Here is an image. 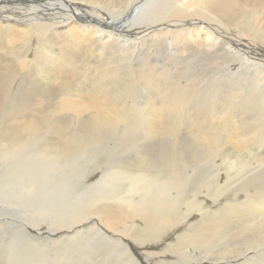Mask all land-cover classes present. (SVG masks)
<instances>
[{
  "label": "bare ground",
  "instance_id": "obj_1",
  "mask_svg": "<svg viewBox=\"0 0 264 264\" xmlns=\"http://www.w3.org/2000/svg\"><path fill=\"white\" fill-rule=\"evenodd\" d=\"M263 82L264 0H0V264H264Z\"/></svg>",
  "mask_w": 264,
  "mask_h": 264
},
{
  "label": "rangeland",
  "instance_id": "obj_2",
  "mask_svg": "<svg viewBox=\"0 0 264 264\" xmlns=\"http://www.w3.org/2000/svg\"><path fill=\"white\" fill-rule=\"evenodd\" d=\"M199 17H197L198 19H201V20H204V19H207V20H205L206 22H208V23H211L209 20H210V18H208L206 15H203V14H200L199 13ZM202 18H204V19H202ZM199 22H200V20H199ZM198 25V24H197ZM184 26H188V25H184ZM173 29H176V27H174V26H170V30H173ZM170 32V33H169ZM169 32H167V34L165 33V35H166V37H165V42H164V46H163V48H162V50H163V53L166 55L167 54V56H172V55H170V53L172 52V49H170L171 48V38H167V37H170V34H171V32L172 31H169ZM217 38V43H213L212 44V41H211V44H212V47L216 50V51H219V53L220 54H222V55H230V54H233L234 56L236 55V56H240V55H242V54H247L244 50H243V48H242V46H240V45H234L232 42H231V39H230V37L231 36H229V35H225V34H222V33H218V34H216L215 35ZM221 40V41H220ZM128 43L129 42H126L125 44H119L118 46H119V48H116V57H118V59L119 60H121L122 62H124L125 60H124V58H123V55H127L128 56V58H125L127 61H125V63H127V64H132V63H134V58H135V60L139 57V59H141L142 58V56H141V54H140V51H139V49H137V48H130V53L128 54V52L126 51V48H127V45H128ZM169 44V45H168ZM123 45V46H122ZM167 45V46H166ZM115 46H117V45H115ZM112 47V46H111ZM110 46H108V50L109 51H111V52H113V54H114V51L113 50H111L112 48H111ZM122 48V49H121ZM164 51H169V53L168 52H164ZM225 51V52H224ZM236 51V52H235ZM238 51V52H237ZM240 51V52H239ZM123 54V55H122ZM115 55V54H114ZM132 55V56H131ZM248 55V54H247ZM134 56H136V57H134ZM120 57V58H119ZM229 61V60H228ZM228 61H225V64L228 62ZM237 61H238V65H237V67L236 68H234V69H230L229 71H227V72H225L224 73V71H223V76H222V78L220 77L219 79H218V83H221V85H223V86H225L226 87V89L225 90H229V92H227V95H230V94H236V93H241V80H242V76H241V71L243 72V70H241L240 72L237 70V68L238 67H240L241 66V56L240 57H238V59H237ZM132 62V63H131ZM125 63L124 64H121L122 65V67H124L125 66ZM227 65H229V63H227ZM208 70H207V74H206V77H207V79H209V80H211L212 79V76H213V74H215V72H213L212 70V68H207ZM224 69V66L222 67V70ZM252 69V70H251ZM213 72V73H212ZM253 72V68L251 67L250 69H249V73H252ZM226 74V75H225ZM45 76H47V74L46 73H43V74H41V75H37V77L35 78V81L34 82H36V84H39L40 86H48V83L47 84H44V82H42L43 81V77H45ZM209 76V77H208ZM230 76V77H229ZM40 77V78H39ZM39 78V79H38ZM184 78V77H183ZM48 79H50V78H48ZM229 79V80H228ZM232 79V80H231ZM234 80V81H233ZM41 81V82H40ZM229 81H231V82H229ZM228 82V83H227ZM234 82V83H233ZM84 83H86V81H84ZM87 83H88V81H87ZM86 83V84H87ZM231 83V84H230ZM232 83H233V85H232ZM263 84H264V82H263ZM84 87H86V86H84ZM239 93V94H240ZM160 100V97H153V101H151L152 103H149V104H145V111L147 110H149V109H151V108H153L155 105H157L158 104V101ZM140 101H142L141 99H140ZM143 101H145L144 100V98H143ZM148 107V108H147ZM143 109V108H142ZM145 115V114H144ZM170 115V112H169V110L167 109H165V110H163V113H162V116L163 117H165L166 119H168L167 117ZM184 128V127H183ZM184 129H186V128H184ZM181 136H183V132L181 133ZM36 140L38 139V137H36L35 138ZM141 140V139H140ZM115 141V140H114ZM141 141H143L142 143L144 144V140H141ZM141 143V144H142ZM145 143H148V142H145ZM149 144V143H148ZM133 148H136V147H132V148H128V150L126 151L125 150V148H123V150L122 151H119V152H115L114 153V155H115V157L116 158H118V157H121V158H128V156L127 155H131L135 150H131V149H133ZM264 150V147L263 148H261V150ZM131 150V151H130ZM129 153V154H128ZM96 154H100V151H98ZM117 155V156H116ZM129 155V156H130ZM131 157V156H130ZM88 159H90V157L88 158ZM92 163H93V161H91ZM104 165V164H103ZM103 165H102V167H100V168H103V169H99V170H101V171H105L104 172V174H103V176L101 177V178H99L100 179V182H99V184H101L102 182H104L105 183V185H104V183H102L101 185H104V186H106V187H108V186H111V185H115V184H117L118 186H119V188L120 189H122L124 186H127L126 185V183H124V181L121 179V178H116V177H114L112 174L109 176V173L108 172H114V170H115V168L113 167V168H111L112 166L109 164L108 165V163H106L105 165V167H103ZM110 168V169H108V171H107V168ZM59 169H57V171H58ZM56 173V174H60L61 172H55L54 170H51L50 172L51 173ZM59 171H61V170H59ZM71 173H67V175H63V174H60V175H62L63 177H65V179L67 180V179H69L68 177H69V175H70ZM109 176V177H108ZM240 176H241V174H240ZM112 177V178H111ZM239 178V175H236L235 177H234V180H233V182H235V183H237L238 181L239 182H241V179H238ZM236 178V179H235ZM52 180H55V178H52ZM85 180V181H84ZM189 181H192V180H194L193 178H191L190 177V179H188ZM64 181V180H63ZM71 181H73V180H71ZM83 181V182H82ZM78 182H79V179H78ZM77 182V186L76 187H67V189L63 192H61V191H56V193H58V194H60L61 196V198H63V199H70L72 202H77L76 200H77V198H78V196H80L81 197V200L85 197V195L86 194H82L83 192H85V190H82V189H79L82 185H92L91 184V182L90 181H87L86 180V178L85 177H83V179L78 183ZM194 182V181H193ZM192 182V185H190V186H194L195 184V182L193 183ZM218 182V181H217ZM73 183V182H72ZM74 184V183H73ZM75 185V184H74ZM125 188V187H124ZM229 189V190H228ZM237 188H235V189H231V188H227V191L228 192H233V191H235ZM242 189V191H241V193H242V195L241 196H243L244 197V190H247V189H250V188H241ZM76 192V193H75ZM69 193H71V194H69ZM78 193V194H77ZM52 194H53V196H52ZM65 194V195H64ZM69 194V195H68ZM42 195H40V197H39V195L38 196H36L35 198H34V200H33V202H34V204H33V206H32V208H34L35 210L38 208V209H41V207H43L42 209L44 210V213H46V214H49L50 213V211L51 210H54V208H56V204H58V203H61V204H63L64 203V201H58V202H56V204H54L53 202H52V204L51 203H49V200L46 198V197H41ZM50 196L52 197V198H54V199H56L57 198V195H55V192H53V193H50ZM55 196V197H54ZM64 196V197H63ZM82 196H83V198H82ZM42 198V199H41ZM37 199V200H36ZM74 199H76V200H74ZM6 205L7 206H9V207H14V205L13 204H8V203H6ZM17 207V206H16ZM14 209H24L25 210V206H23V207H19V208H14ZM17 221H23V220H20V219H17ZM32 238L34 239V240H38L35 236H32ZM0 252H2V251H0ZM2 254L3 253H0V257H3L2 256ZM5 254H6V247H5Z\"/></svg>",
  "mask_w": 264,
  "mask_h": 264
}]
</instances>
